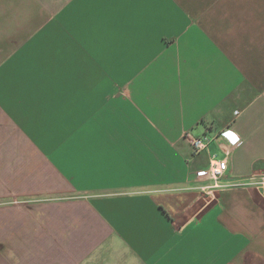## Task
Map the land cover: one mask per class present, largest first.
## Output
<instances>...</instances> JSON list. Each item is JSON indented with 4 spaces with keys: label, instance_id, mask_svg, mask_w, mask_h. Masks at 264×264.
I'll list each match as a JSON object with an SVG mask.
<instances>
[{
    "label": "crops",
    "instance_id": "obj_1",
    "mask_svg": "<svg viewBox=\"0 0 264 264\" xmlns=\"http://www.w3.org/2000/svg\"><path fill=\"white\" fill-rule=\"evenodd\" d=\"M262 178L264 0H0V264H264Z\"/></svg>",
    "mask_w": 264,
    "mask_h": 264
},
{
    "label": "built area",
    "instance_id": "obj_2",
    "mask_svg": "<svg viewBox=\"0 0 264 264\" xmlns=\"http://www.w3.org/2000/svg\"><path fill=\"white\" fill-rule=\"evenodd\" d=\"M238 141L235 142L234 144L238 143ZM208 142L209 139L207 137H201V138L193 137L190 139V144L194 152H200L206 149ZM223 151L225 154H228L227 149H223ZM226 169H227V160L225 157L221 159H217L213 157L210 159L208 169L204 172L203 175H205L207 179L212 180L214 186L218 187L219 186L218 181L224 175ZM259 184L262 185V187H264V178H262L259 181Z\"/></svg>",
    "mask_w": 264,
    "mask_h": 264
},
{
    "label": "rangeland",
    "instance_id": "obj_3",
    "mask_svg": "<svg viewBox=\"0 0 264 264\" xmlns=\"http://www.w3.org/2000/svg\"><path fill=\"white\" fill-rule=\"evenodd\" d=\"M130 77H131V85H129V91L130 92H134V91H136V89H137V91L139 90V88L141 87V86H139L138 87V75H137V78H136V75H134V73H131L130 74ZM138 87V88H137ZM142 91V90H141ZM144 91V90H143Z\"/></svg>",
    "mask_w": 264,
    "mask_h": 264
}]
</instances>
